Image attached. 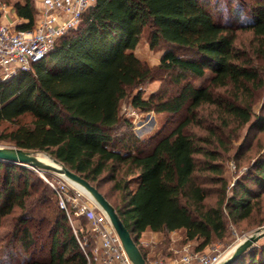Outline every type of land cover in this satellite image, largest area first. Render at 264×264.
<instances>
[{
  "label": "trees",
  "instance_id": "trees-1",
  "mask_svg": "<svg viewBox=\"0 0 264 264\" xmlns=\"http://www.w3.org/2000/svg\"><path fill=\"white\" fill-rule=\"evenodd\" d=\"M219 1L97 0L82 24L58 39L31 70L0 78V141L47 153L100 193L107 179L113 182L120 196L114 207L147 263L139 246L146 231H183L186 241H202V251L226 237L228 220L238 223L252 217L256 194L249 182L264 187L260 160L253 177L235 184L229 196L219 163L220 149L226 147L216 130L219 125L207 135L189 130L201 124L198 113L208 106L217 109L226 127L250 123L256 93L264 87L259 65L264 58V0L252 6L248 20L233 10L241 20L237 28L216 19L212 6H219ZM14 7L26 21L18 29L32 30L36 20L32 0ZM146 29L152 49L166 45L157 68L135 54ZM238 30L252 32L257 40L254 53L237 47ZM208 71L209 85L189 81L206 78ZM161 72L170 76L177 90L173 94L159 90L144 98L143 87L162 79ZM132 90L138 91L132 98L135 109L186 118L169 133L138 138L121 115L122 102ZM259 121L263 129L264 118ZM30 173L27 167L0 160V230L17 210L26 213L34 195L43 203L54 199L60 212L51 224L50 260L25 264H88L56 192L46 184L38 194ZM208 179L223 185L215 205L208 204ZM20 219L21 243L30 250L34 239L27 226L30 218L23 214ZM79 237L83 238L80 233ZM233 264H264V244Z\"/></svg>",
  "mask_w": 264,
  "mask_h": 264
},
{
  "label": "rangeland",
  "instance_id": "rangeland-1",
  "mask_svg": "<svg viewBox=\"0 0 264 264\" xmlns=\"http://www.w3.org/2000/svg\"><path fill=\"white\" fill-rule=\"evenodd\" d=\"M260 1L262 0H220L219 6H212V9L217 20L227 22L237 28V24L240 23L239 21L252 18L251 8ZM234 9L242 13L241 20H238V15L233 12ZM148 32L149 29H146L135 50V54L142 62L152 68H157L166 50V45L161 44L156 49H152ZM237 37L236 45L239 49L249 53L255 52L257 40L252 32L238 30ZM259 65L263 68L264 77V58L259 59ZM160 74L163 76L162 79L147 83L143 87L144 98H148L153 92L159 90L171 91L172 94L177 90L173 83H171L169 75H165L163 72ZM207 74L206 78L191 77L189 81L197 85H209L211 74L209 71ZM137 92V90L130 91L128 97L122 102L121 115L123 122L131 126V131L138 138L148 139L160 132L164 134L169 133L186 118V114L172 116L158 114L154 111L142 112L135 109L132 106V98ZM252 111L253 118L250 123L241 126V124L233 122L226 127L224 123L219 121L217 109L213 106H208L198 113L201 124H194L189 129L194 134L207 135V130L214 129L215 125H219V127H216L217 133L223 137L226 144V147L219 148L222 154V159L219 163L224 167L223 178L226 179V183L228 184L227 191L229 196L232 195L234 185L240 181L245 184L247 178L253 177L257 162L264 160V128L259 129V119L264 118V87L256 93ZM214 119H218V122L213 125ZM0 145L1 147H14L11 143L5 141H0ZM33 153L42 161L52 163V158L47 153L39 151H34ZM27 168L31 172L29 174L31 182L37 185L34 189L37 188L39 190L38 194L46 188L45 185L48 184L46 179L58 181L65 178L54 171L33 167ZM206 186L210 193L208 204L215 205L222 194L223 185L222 183L208 179ZM249 187L256 194L254 199L255 209L252 217L238 223L228 220L226 237L222 240L215 239L210 246L202 251L199 250L202 241H186L183 231H146L141 236L139 246L147 255L148 263L160 260L171 263L186 251L211 254L215 250H218L226 254L255 233L260 232L261 234L264 230V187L251 182H249ZM100 190L113 206L120 204L119 193L115 191L114 183L109 179H107ZM33 198L29 200L30 204L27 207L26 213L17 210L4 221L0 230V264H25L31 260H50L52 236L54 234L52 220L55 214L60 211L54 199L49 203H43L38 201V195H34ZM23 214H26L30 218V223L27 226H29V233H33L34 238L32 239L30 250L26 249L25 243H21L23 239L20 230L24 226H21L20 217ZM74 223L77 228H82L83 230L79 233L83 236L80 239L84 243L86 251L93 252L98 244L97 239L87 227V221L85 219H76ZM261 244H264V236L257 245Z\"/></svg>",
  "mask_w": 264,
  "mask_h": 264
},
{
  "label": "built area",
  "instance_id": "built-area-1",
  "mask_svg": "<svg viewBox=\"0 0 264 264\" xmlns=\"http://www.w3.org/2000/svg\"><path fill=\"white\" fill-rule=\"evenodd\" d=\"M96 3L97 0H41L42 8L35 27L15 30L4 22L8 7L0 0V78L9 79L31 70L54 49L58 39L82 24L84 14ZM46 181L56 192L59 206L66 213L88 264H133L109 216L88 192L66 178ZM76 219H85L97 239L98 245L91 255L79 237L83 230L76 227ZM231 251L226 254L218 250L211 254L186 251L174 262L160 260L148 264H221Z\"/></svg>",
  "mask_w": 264,
  "mask_h": 264
},
{
  "label": "water",
  "instance_id": "water-1",
  "mask_svg": "<svg viewBox=\"0 0 264 264\" xmlns=\"http://www.w3.org/2000/svg\"><path fill=\"white\" fill-rule=\"evenodd\" d=\"M0 160L15 163L24 167L39 168L41 170L54 171L64 176L69 181L79 185L82 189L90 194L95 202L103 209L109 216L110 221L119 235L123 246L133 264H148L144 258L141 250L139 249L136 241L134 240L131 232L123 223L115 207L108 201V199L100 193V191L93 186L86 179L70 170L67 166L61 164L52 158V164L42 161L33 152L25 151L17 147H0ZM264 230L255 233L246 240L238 244L221 262V264H233L248 250L258 244L263 238Z\"/></svg>",
  "mask_w": 264,
  "mask_h": 264
},
{
  "label": "crops",
  "instance_id": "crops-1",
  "mask_svg": "<svg viewBox=\"0 0 264 264\" xmlns=\"http://www.w3.org/2000/svg\"><path fill=\"white\" fill-rule=\"evenodd\" d=\"M8 9H7V13L4 16V22L9 25L10 27H12L15 30H19L18 26L21 25L22 23L26 22L24 19H21L20 17H18L17 13H16V9H15V3L16 2H24V0H3ZM34 7L36 9V20H35V25L37 23V20L40 16V11L42 8V4H41V0H32Z\"/></svg>",
  "mask_w": 264,
  "mask_h": 264
},
{
  "label": "bare ground",
  "instance_id": "bare-ground-1",
  "mask_svg": "<svg viewBox=\"0 0 264 264\" xmlns=\"http://www.w3.org/2000/svg\"><path fill=\"white\" fill-rule=\"evenodd\" d=\"M49 164H52V163H49ZM79 188H81L79 185H78Z\"/></svg>",
  "mask_w": 264,
  "mask_h": 264
}]
</instances>
